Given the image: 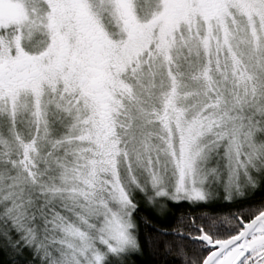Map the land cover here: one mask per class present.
Returning <instances> with one entry per match:
<instances>
[{"label": "snow or ice", "instance_id": "1", "mask_svg": "<svg viewBox=\"0 0 264 264\" xmlns=\"http://www.w3.org/2000/svg\"><path fill=\"white\" fill-rule=\"evenodd\" d=\"M0 264H264V0H0Z\"/></svg>", "mask_w": 264, "mask_h": 264}]
</instances>
